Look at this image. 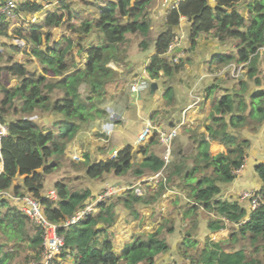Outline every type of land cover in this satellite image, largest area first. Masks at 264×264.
Listing matches in <instances>:
<instances>
[{"label": "trees", "instance_id": "1", "mask_svg": "<svg viewBox=\"0 0 264 264\" xmlns=\"http://www.w3.org/2000/svg\"><path fill=\"white\" fill-rule=\"evenodd\" d=\"M241 1L215 0L216 3L212 6L210 0H183L178 7L171 9L167 16V29L156 39V53L147 68L150 76L153 79L158 78L161 70L171 75L182 66V60L175 62L174 58L165 57L177 36L175 28L179 25L181 16H186L191 21V47H194L201 34L213 32L221 41L237 42L235 51L226 56H217L214 60L223 64L251 62L252 68L256 69L259 58L264 62V51H261L264 48V0L249 1L247 17L236 6ZM5 2L2 0L1 4ZM150 2L151 0H106L95 4L97 14L92 19H84L80 31L83 36L98 28L103 41L98 45L80 47L81 50L78 51L81 53L85 50L86 56V61L81 66V61L76 62L74 58L69 61L66 58L76 43L70 38L67 39L65 47L48 44L44 48V38L50 40L51 36L43 31L42 25L34 23L30 26L28 34H23L22 29H19L18 33L34 45L32 54L44 66L45 74L37 76L36 73H31L22 62L0 66V75L2 70H5L20 79L12 88L1 86L5 94L0 100V124L8 127V133L1 141L0 165L3 164V171L0 174V232L7 242H12L14 248L21 243H27L32 248H38L39 255L44 250L43 230L30 221L21 206L12 198L30 195L41 202L46 217L60 225L58 233L65 238L64 255L74 256V264H157L159 256L169 251L168 236L174 228L167 220L163 226L147 236L126 243L122 253H118L114 240L116 232L113 230L118 218V202L124 203V206L134 213V217L139 218L135 204H149L150 200L145 195L139 196L133 189L124 191L117 200L101 202L93 214L76 224L65 226L67 220L96 196L92 195V190L88 187L73 188L65 181L59 180L54 185L58 199L50 200L46 196L45 187L46 176L61 168L66 151L77 134L86 125L108 115L102 104L111 96V87L126 82L109 63L112 60H121L120 44L127 41L126 35L129 33L141 34V46L146 47L151 30L147 18V6ZM42 10L43 6L37 0L16 3L19 17L25 19V15L29 23L30 18H37V13ZM62 19L63 15L51 12L46 21L58 26ZM9 25L10 21L2 15L0 35H9ZM76 44L80 46V41ZM4 58L0 51V61ZM10 59H13L12 55L8 60ZM47 73L52 75L51 78H48ZM254 82L259 85L261 79L256 78ZM212 87L217 88L216 85ZM250 101L248 103L240 99L236 102L230 94H225L218 100L217 112L220 116H216L214 121L218 125L223 122L225 127L215 129L212 133L219 135L226 146H232L236 139L233 131L226 130L228 126L239 130L248 118H253L259 123L264 121V91L253 95ZM249 106L250 112L247 116L234 114L238 111L244 112ZM45 113L57 116L52 128H43L34 120L35 116ZM228 113L233 115L230 123L225 124L223 115ZM203 142L207 141L203 139ZM249 146L250 141L247 139L240 142L235 149V159L224 153L210 156L207 148L203 150L209 159L208 166L213 167L214 176L202 177L194 192H190L197 204L191 205L186 214L196 213L201 205L218 216V219L210 222L212 230L224 228L225 223H241L232 239L236 241L245 238L253 244L262 242L264 246V203L247 213L238 201L217 199L221 191L219 183L231 182L236 178L235 171L243 166ZM135 154L133 147L127 146L119 151L116 158L88 162L86 176L98 179L110 172L125 174L133 168ZM140 165L141 169L134 170L135 174L141 175L146 169L157 173L164 167L165 162L163 158L151 154L145 157ZM42 167V173H34ZM73 168L79 169L78 164L73 162ZM256 170L264 183V163L258 164ZM17 179L19 181L15 184ZM257 192L264 194V184ZM29 223L36 229L34 234L30 233ZM100 223H103L104 227H99ZM166 225L167 229L164 230ZM190 236L189 230L181 244L180 252L183 253V259L188 258L193 264H263L259 259L250 258L243 248L229 251L218 242H207V247L195 257L188 249L197 245V241ZM5 246V243H0V264H10L15 256L13 251H6Z\"/></svg>", "mask_w": 264, "mask_h": 264}, {"label": "crops", "instance_id": "2", "mask_svg": "<svg viewBox=\"0 0 264 264\" xmlns=\"http://www.w3.org/2000/svg\"><path fill=\"white\" fill-rule=\"evenodd\" d=\"M136 1L133 0V2ZM182 1L151 0L147 6V18L150 21L151 30L146 47L141 46L143 40L141 34L129 33L126 35L127 41L120 44L121 60H112L109 63V66L126 81L122 85H113L111 96L106 98L102 104L103 108L110 105L116 107L118 117L113 133L106 137L101 131L99 119L91 122L88 126L86 125L69 145L64 156L66 160L62 161L61 170L48 174L45 181L46 191L54 190L55 183L62 180L66 172H70L76 178L79 176L83 178L79 181V186L90 188L93 196H97L106 185L135 184L144 188V195L150 201L147 205L135 204L140 215L139 218H135L134 213L130 212L124 203L118 202V218L114 223V228H117L116 232L120 236L117 250L121 254L126 243L138 237L147 236L148 233L154 232L168 220L174 228V231L170 232L168 236L170 247L173 243L174 247L170 249L171 252L168 251V255H160L157 264H169V257L179 256L180 251L177 248L179 243L177 241L172 243L170 240V237L179 232L183 231L188 235L190 230L192 239L200 244L201 242L212 244L219 243L222 239L229 241L233 238L229 226L233 225L238 228L233 223L229 225L224 222V228L212 230L210 222L218 219V216L207 211L201 205L196 213L186 214L191 205L197 204L195 197L190 192H194V188L198 186L202 177L214 176L213 167L208 166V156L203 152L205 148L210 156L224 153L229 158L235 159V149L238 144L244 139L250 141L241 173L231 182L219 183L221 191L217 195V199L238 201L247 210V213H250L249 200H242L240 194L246 190L257 191L264 184L256 170L258 164L264 163V121L259 123L253 118H248L239 130L231 129L228 126L226 130L233 131L236 136L232 146H226L219 135L212 133L215 129L225 127L223 122L218 125L214 121L216 116H220L217 112V102L223 95L230 94L236 102L244 99L250 103L253 95L264 91V62L262 58L257 60L256 69L252 68L251 62L219 63L214 58L226 56L235 51L236 40L221 41L211 32L201 34L194 47H191V21L188 17L181 16L179 25L175 28L178 44L172 54L178 61L182 60V66L171 75H167L164 70H161L156 79H153L147 71L151 58L156 53V39L167 29L168 13ZM210 1L214 6L215 0ZM1 2L2 0H0V4ZM93 2H95L94 5H97L99 1L93 0ZM248 2L249 0H242L236 5L245 17L249 15ZM91 34H85L87 44L84 45L87 47L100 43V41L91 43L93 40ZM81 44L83 45L82 42ZM65 46L66 44L63 47ZM85 57L81 64L85 63ZM165 57L171 56L165 55ZM235 67L241 69L238 76L232 74ZM256 78L261 79L259 85L254 82ZM135 81L141 83L140 89L137 91H133L131 88V84ZM145 81L147 83L158 82L159 86L152 91ZM213 85H216L217 88H213ZM249 112L250 106L244 112L238 111L234 114L247 116ZM232 115L233 113L223 115L225 124L230 123ZM56 118L57 116L47 113L45 122L53 123ZM149 123L153 125L151 135L143 144L137 146L135 139L138 133ZM255 127L257 129L253 130L252 128ZM172 128L178 129V135L171 146V161L161 171L163 175L157 176V173L148 169L141 175L135 174L134 170L141 169L140 164L148 155L154 154L164 159L166 146L160 142L159 133L161 130H171ZM203 139L207 141V144L203 142ZM127 146L133 147L136 153L133 168L128 172L122 175L110 172L98 179L86 176L88 162L108 160L113 151H121ZM75 155L78 156L84 167L76 171L72 168L69 170L66 166L69 167L71 164L66 161L75 160ZM18 181L17 179L15 184ZM84 183H86V187L82 186ZM9 195L11 196L10 193ZM248 216L249 214L246 218ZM98 226L104 227V224L100 223ZM188 226L190 229L185 231L186 228H189ZM166 229L167 225L164 227V230ZM180 240L182 244V236Z\"/></svg>", "mask_w": 264, "mask_h": 264}, {"label": "rangeland", "instance_id": "3", "mask_svg": "<svg viewBox=\"0 0 264 264\" xmlns=\"http://www.w3.org/2000/svg\"><path fill=\"white\" fill-rule=\"evenodd\" d=\"M8 1V0H5ZM17 2L20 1H25V0H15ZM94 1H99L98 3L101 2H105L103 0H94ZM251 1V0H249ZM2 3V2H1ZM38 3H40L43 6V10L37 13V19L34 20L35 25H42L43 26V31L47 32L50 34V40H48V38H44L43 41V47L46 48L48 46V44L50 46H55V45H62V47L66 44L67 46V39L70 38L73 42L78 43V41H80V46L77 45L75 43L74 48L70 51V55L67 56L66 58L69 60L72 58H74V60L76 62H78V60L80 59V63L79 65H83L81 64L82 61L84 62V54H85V50L81 53L78 50H81V42L84 44H87V39L85 38V34H83L82 36V32L80 31V27L82 24V21L86 18H90L92 19L93 17H95L96 13V6L93 4L95 2H93V0H38ZM65 5H68L69 7H65ZM58 12L60 15H63V19L60 25H56L54 23H47L46 18L48 16L49 13L51 12ZM25 19H21L18 18L17 22L16 19H12L10 21V27H9V35H0V51L4 54L5 58L4 60L0 61V66H6L8 64H12L14 62H22L26 65V67L28 68L29 71H31V73H36L37 76L45 74L44 73V66L40 63V61L34 57V55L32 54V47L34 45H32L27 38H24L23 36H21L20 33H18L19 29H22V33L23 34H28L29 30H30V26L33 25L34 23H32V20L29 22H27L25 15H23ZM75 16V17H73ZM249 16V15H248ZM98 18V16H96ZM99 34V36L97 37V35ZM84 37V38H82ZM91 38H93V40L91 41V43H97V41H103L102 38H100V33L98 28H94L91 34ZM84 39V40H83ZM69 41V40H68ZM17 48L18 51L15 49ZM10 55H12L13 59H9ZM78 59V60H77ZM69 60V61H72ZM240 67H235L234 71H232V74L238 76L241 73V69H238ZM48 78L52 75H49L47 73ZM20 79L16 76H12L10 75L8 72H6L5 70H2L1 75H0V100L4 98V94L5 92L2 91L1 86H6L7 88H12L14 86H16L19 83ZM40 116H35L34 120H36V122L40 125H43L42 127L49 129L52 126V123L45 122V114H39ZM10 118V117H9ZM43 119V120H42ZM38 120V121H37ZM43 122V123H42ZM52 128V127H51ZM233 155H235L233 153ZM83 158V157H82ZM66 160V159H64ZM68 163H70L71 167L69 168L68 166H66L69 170L74 169V171L79 170V169H75L73 168V162L78 164L79 168L84 167V164H82L81 160H70V161H66ZM63 167V164L61 166V168ZM61 168L59 170H61ZM72 168V169H71ZM59 170H56L55 172H58ZM82 171V170H81ZM208 173V172H207ZM63 181H65L66 183H68L69 185H71V187H75V188H81L79 185V181L83 180V178L81 176H79V178H76L75 176H73V173L70 172H66L64 175V178L62 179ZM86 183H84V187ZM108 186V185H106ZM105 186V187H106ZM102 187V186H101ZM101 189V188H100ZM100 193V192H99ZM99 193L97 195H99ZM120 193V192H119ZM12 196V195H11ZM114 198L116 199L117 196L115 195ZM118 199V198H117ZM116 199V200H117ZM16 202V201H15ZM17 203V202H16ZM19 204V203H17ZM137 204V203H136ZM138 204H142V203H138ZM158 217V216H157ZM30 223H29V227H30ZM230 225V224H229ZM32 227V228H31ZM30 227V233L34 234L36 232V229L31 225ZM132 228V227H130ZM130 228H128L130 230ZM229 231L231 233V235L236 234V231L238 230L237 228H235L233 225L229 226ZM188 231V228L185 229V231ZM114 231H117V228H114ZM134 233V232H133ZM186 233L179 232L176 235H173L172 237H170L171 242L173 243L174 241H177L179 243V245L177 244V248H179L180 251V247H181V240L180 237L182 236V239L184 240L186 238ZM229 235V234H228ZM236 237V236H235ZM234 238V236H233ZM115 244L118 245V242L120 241V236L119 233L116 232L115 235ZM8 240H6V237L0 232V243H5V250L6 251H13V253L15 254L13 260L10 262V264H43L44 262V250L43 252L39 255L38 253V248H32L30 246V244L27 243H21L18 247H13L12 242H7ZM237 241V242H236ZM234 241V239H230L225 240L222 239V241H220V245L224 248L227 249L229 251L231 250H238L243 248L248 256L250 258H255V259H259L262 261V263L264 264V246L262 242H258V243H251V241L249 239H245V238H241L240 240H236ZM171 244V243H170ZM207 244V242H206ZM205 243L201 242V244L199 242H197V247H192L189 248L188 251L191 255L193 256H198V253L200 251H202L206 246ZM200 245V246H198ZM212 246V245H209ZM174 247V243L173 245L170 247V249H173ZM169 249V252H171ZM185 249V247H184ZM167 252L165 255H168ZM179 256H171L169 257L170 262H178L179 264H193L192 260L185 258L183 259V253L179 252ZM66 256V254L64 255V249L55 257V259L52 261L53 263L51 264H74V256Z\"/></svg>", "mask_w": 264, "mask_h": 264}, {"label": "built area", "instance_id": "4", "mask_svg": "<svg viewBox=\"0 0 264 264\" xmlns=\"http://www.w3.org/2000/svg\"><path fill=\"white\" fill-rule=\"evenodd\" d=\"M4 15L7 17V20L17 19L19 17L18 12L16 11V2L14 0H8L6 3L0 6V17ZM35 18L32 20L34 21ZM175 47V44L171 45L169 51H172ZM141 83L132 84V90L137 91L140 89ZM108 117L107 120H99L101 124V131H103L107 136H110L115 127V120L118 117L116 108L114 105L107 107ZM152 125L149 123L146 125L138 134L136 139V144H142L151 134ZM8 128L7 126L0 125V146L2 137L7 135ZM160 140L166 146L165 160L166 162L170 161L171 152H172V143L174 138L178 134V129H172L170 131L161 130L160 131ZM77 158V156H75ZM242 168L235 171L237 175L241 173ZM2 173V167H0V174ZM160 175V174H159ZM125 187H117L114 185H108L97 195L96 199L88 203L84 208L78 210L69 220L64 224L69 226L72 224L78 223L81 219L93 214L96 210V207L99 203L104 202L113 196L119 194L122 190H125ZM138 193H142L139 188H137ZM46 196L50 200L58 199V194L55 190H50L46 193ZM242 200L248 199L250 202L251 210L256 209L258 206L264 203V194H257L253 190H246L240 194ZM14 201L19 203L24 213L27 214L30 221L38 228L43 230L44 237V262L43 264H51L55 257L64 249L65 238L62 235H59L58 228L60 225L51 222L43 212L41 202L30 195L25 196H14Z\"/></svg>", "mask_w": 264, "mask_h": 264}, {"label": "clouds", "instance_id": "5", "mask_svg": "<svg viewBox=\"0 0 264 264\" xmlns=\"http://www.w3.org/2000/svg\"><path fill=\"white\" fill-rule=\"evenodd\" d=\"M14 1H15V0H14ZM6 2H7V1H6ZM6 2H5V3H6ZM15 2H16V1H15ZM16 3H17V2H16ZM3 4H4V3H3ZM3 4H0V6L3 5ZM177 7H178V6H177ZM19 16H20V15H19ZM18 18H20V17H18ZM18 18L16 19V22H17ZM34 18H35V20L37 19L36 17H32V18H30V21H31V19H34ZM9 21H11V20H9ZM32 23H34V21H32ZM173 44H175V47L173 48L172 51H169L170 46L173 45ZM177 44H178V43H177V38L175 37L174 41H173V42L171 43V45L169 46V48H168V50H167V53H166L165 55H167L168 57L171 56V57H169V58H174L172 53H174V51H175V49H176V47H177ZM261 51H264V48H262ZM174 60H175V62H178L177 59L174 58ZM145 82H146V81H145ZM153 82H155V81H153ZM134 83H136V81L133 82L132 84H134ZM137 83H138V82H137ZM146 83H147V82H146ZM151 83H152V82H151ZM151 83H147V84L150 86ZM157 83H158V82H157ZM132 84H131V88H132ZM138 90H139V89H138ZM107 107H108V106H107ZM107 107H106V110H107ZM115 108H116V107H115ZM107 114H108V111H107ZM107 117H108V115H107L105 118H101V119H99V120H107ZM99 120H98V121H99ZM115 121H116V120H115ZM0 125H2V124H0ZM151 125H152V124H151ZM4 126H5V125H4ZM7 128H8V127H7ZM143 128H144V127H143ZM172 129H175V128H172ZM172 129H171V130H172ZM176 129H177V128H176ZM141 130H142V129H141ZM141 130H140V131H141ZM152 130H153V125H152ZM167 131H170V130H167ZM139 133H140V132H139ZM139 133H138V134H139ZM151 133H152V132H151ZM104 134H105V133H104ZM105 135H106V134H105ZM150 135H151V134H150ZM177 135H178V134H177ZM137 136H138V135H137ZM106 137H109V136L106 135ZM136 139H137V137H136ZM136 139H135V144H136ZM174 139H175V138H174ZM146 140H147V139H146ZM146 140H145V141H146ZM159 140H160V134H159ZM145 141H144V142H145ZM144 142H143V143H144ZM160 142H161V140H160ZM143 143H142V144H143ZM161 143H162V142H161ZM162 144H163V143H162ZM172 144H173V143H172ZM136 145L138 146V145H141V144H136ZM164 145H165V144H164ZM118 153H119V151H116V150L113 151V153L111 154V157H110L109 159L116 158V157L118 156ZM171 153H172V152H171ZM0 156H1V146H0ZM75 156H77V155H75ZM75 156H74V159H75V160H79L78 156H77V158H75ZM170 158H171V157H170ZM170 161H171V159H170ZM170 161H169V162H170ZM164 162H165V165H167V163H169V162H166V160H165V156H164ZM165 165H164V167H165ZM0 167H2V171H3V164H1ZM242 167H243V166H242ZM242 167H241V168H242ZM161 171H163V168H162L160 171L157 172V176L163 175V172H161ZM159 174H160V175H159ZM235 174H236V173H235ZM236 176H237V174H236ZM114 186L121 187V188H122V187H125V188H126L125 190H122L119 194H117V195H116L117 197H118L119 195H121L124 191L130 190V189H133V190L135 191V193H136L137 195H139V196H143V195L145 194V191H144L145 189L142 188L141 186H137V185H135V184H133V185H125V186H118V185H114ZM137 188H139L140 191H141L142 193H138ZM103 189H104V188H103ZM54 190H55V189H54ZM253 191H254V190H253ZM47 192H48V191H47ZM47 192H46V193H47ZM254 192H256V193L258 194L257 191H254ZM13 197H14V196H12V198H13ZM96 197H97V196H96ZM96 197H95V199H96ZM95 199H93V200H95ZM113 199H115L114 196H113L112 198L108 199V200H111V201H112ZM13 200H14V199H13ZM93 200H91V201H93ZM108 200H107V201H108ZM91 201H90V202H91ZM14 202H15V201H14ZM90 202H88V203H90ZM15 203H16V202H15ZM88 203H87V204H88ZM87 204H86V205H87ZM18 205H19V204H18ZM86 205H85V206H86ZM98 205H99V204H98ZM98 205H97V207H98ZM97 207H96V210H95V211H97ZM250 210H251V207H250ZM247 218H248V217H247ZM240 224H241V223H239V224H235V225L238 226V225H240Z\"/></svg>", "mask_w": 264, "mask_h": 264}, {"label": "water", "instance_id": "6", "mask_svg": "<svg viewBox=\"0 0 264 264\" xmlns=\"http://www.w3.org/2000/svg\"><path fill=\"white\" fill-rule=\"evenodd\" d=\"M158 86H159V85H158L157 82H152V83L150 84V88H151L152 91H154L155 89H157ZM43 171H44V167L36 169V170L34 171V173H42Z\"/></svg>", "mask_w": 264, "mask_h": 264}]
</instances>
